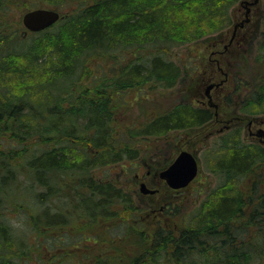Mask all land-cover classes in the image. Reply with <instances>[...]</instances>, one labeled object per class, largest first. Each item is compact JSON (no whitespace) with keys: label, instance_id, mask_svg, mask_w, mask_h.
Instances as JSON below:
<instances>
[{"label":"trees","instance_id":"trees-1","mask_svg":"<svg viewBox=\"0 0 264 264\" xmlns=\"http://www.w3.org/2000/svg\"><path fill=\"white\" fill-rule=\"evenodd\" d=\"M45 1L76 4L17 43L6 21L16 1L0 0V133L9 131L16 143L33 142L13 161L0 154V208L4 193L24 180L38 204L47 202L33 214V228L46 234L54 225L83 220L93 238L82 236L67 247L81 248L85 240L98 241V224L117 219L121 225L135 209L129 194L94 179L90 169L135 158L138 137L198 127L213 117L210 108L180 100L126 133L117 129L114 114L120 92L174 87L182 70L167 52L229 26L239 0ZM241 44L219 55L230 72L238 69L230 58ZM258 50L264 57V16ZM92 59L99 73L77 91L76 72ZM257 59L250 79L231 72L235 89H246L239 109L249 115L264 113V60ZM202 157L216 185L183 227L159 228L138 244L153 255L162 252L164 264H264V144L243 141L236 127L204 148ZM22 243L0 215V262L13 261ZM139 258L130 264H155Z\"/></svg>","mask_w":264,"mask_h":264},{"label":"rangeland","instance_id":"rangeland-1","mask_svg":"<svg viewBox=\"0 0 264 264\" xmlns=\"http://www.w3.org/2000/svg\"><path fill=\"white\" fill-rule=\"evenodd\" d=\"M15 1V5L6 16V21L9 22L8 26L13 32L9 37L13 36L15 38L13 41L17 43H22V39L30 38L34 33L23 34L25 27L22 24V15L27 9L53 7L63 14L69 12L76 4L67 1L53 6L45 0ZM244 9L243 4H235L230 10L229 26L190 43L173 46L167 52L166 57L176 62L182 70L174 87L129 88L120 92L121 101L113 103L117 129L121 127L126 133L129 128L169 110L180 100L192 101L193 104L208 107L213 112L212 119L201 126L172 130L161 136L138 137L137 143L133 146L136 150L135 158H125L89 170L94 179L102 183L112 182L131 196L135 205L132 216L126 218L121 225L118 224L117 219L98 224L94 228L97 242L85 240L87 246L67 248L78 243L77 240H81L82 236H91L93 232H88L86 225L82 223L83 220H76L70 225H54L51 231H46V234L40 232L42 228L40 230L33 228L31 224L34 220L33 214L42 210L47 202L38 204L32 193L24 189L27 182L23 180L19 186H15L14 189L10 186L9 191L4 193L6 200L0 208L1 218L10 224L15 236L23 240L20 249L15 252V258L7 264H101L107 260V264H130L136 257H143L139 258L140 260L150 259L155 264H164L165 257L162 252H158L157 255L149 251L145 252L144 245H139L138 242L144 238V241L148 242L147 239L159 228L174 231L183 227L208 190L216 185L218 181L216 175L206 171L204 167L202 150L212 145L222 134L236 127H241L243 141L264 144L263 140L256 135H250L247 130V123L251 120L252 131H264V113L249 115L240 111L239 99L246 89L243 86L238 90L235 89V80L231 73L237 71L235 72L237 76L250 79L257 69V57L264 60L258 50L263 30L264 0H260L252 8L250 22L243 29L247 35L236 55L230 58L238 69L231 68L230 72L229 67L222 61L218 67L214 57L218 59L219 57L212 54V50H222L224 44L228 43L233 25L240 20ZM94 60H91L93 63H87L83 69L77 70L76 75L80 78L74 80V87L79 85L89 88L92 85L93 76L98 72ZM225 72L226 81L211 90L213 100L218 103V108H215L207 103L204 90L209 82L224 78ZM228 122L230 127L226 129L225 124ZM32 143L31 140L16 143L11 139V133L3 130L0 133V154L13 161L12 156H18V152L21 153L24 149H31ZM181 150H188L195 155L198 161V173L187 186L173 189L159 177V172ZM141 181H145L150 188H157V192L141 193L139 190ZM92 238L93 236L90 237ZM253 264H263V262L256 260Z\"/></svg>","mask_w":264,"mask_h":264},{"label":"water","instance_id":"water-1","mask_svg":"<svg viewBox=\"0 0 264 264\" xmlns=\"http://www.w3.org/2000/svg\"><path fill=\"white\" fill-rule=\"evenodd\" d=\"M243 2L246 1H242V3ZM256 2L257 0H253L252 3ZM61 16V13L54 8H33L23 13L22 24L26 31L38 32L55 24ZM243 21L244 20H241L240 22L235 23L233 25V30L235 31L238 26H242ZM213 86L214 84L212 83L208 84L205 88V92L208 93ZM207 96L211 102L209 94H207ZM210 104L217 108V105ZM216 113L217 112L215 111V114ZM197 173L198 161L195 155L188 150H181L175 158L159 172V177L166 182L168 187L180 189L187 186L196 177ZM139 190L143 194H153L157 191L154 188L148 187L144 181L140 182Z\"/></svg>","mask_w":264,"mask_h":264},{"label":"flooded vegetation","instance_id":"flooded-vegetation-1","mask_svg":"<svg viewBox=\"0 0 264 264\" xmlns=\"http://www.w3.org/2000/svg\"><path fill=\"white\" fill-rule=\"evenodd\" d=\"M242 1H246V2H243L242 3ZM259 1L260 0H257V2L256 3H252L253 2V0H239L238 1V3H240V4H243V6L245 7V9H244V11H243V15H242V17L240 18V20H238V22H240L241 20H244L243 21V25L242 26H238L237 27V29L234 31V30H232V33H231V36H230V39H229V41H228V43L227 44H224V48L222 49V50H218V49H214V50H212V54H214V55H218V57H219V55H221V54H223V52H224V50L225 49H227L228 47H229V45H231V44H236L237 46L238 45H240L242 42H243V39H244V37H246V31H243V29H244V27L246 26V24H248L249 22H250V14H251V12H252V8L255 6V5H257L258 3H259ZM245 18H248V19H245ZM238 36V37H237ZM214 60L216 61V64L218 65V67H219V63H220V61H219V59L217 58V57H214ZM225 76H224V78H221V79H219V80H217V81H211V82H209L208 84H210V83H212V84H214V86L208 91V93H206L205 92V90H204V93H205V96L207 97V103L210 105V106H213V105H211L210 103H212V104H215V105H217V108H218V103L217 102H215L214 100H213V96H212V93H211V90L213 89V88H218L219 86H221L225 81H226V79H227V73L225 72V73H223ZM207 84V85H208ZM218 84V85H217ZM206 88V87H205ZM207 94H209V96H210V98H211V102L209 101V98H208V96H207ZM214 107V106H213ZM215 114V113H214ZM216 115V114H215ZM231 121V120H230ZM229 121V122H230ZM229 122H228V124H225V126H226V129L227 128H229L230 126H229ZM251 124H252V121L251 120H249L248 121V123H247V130L249 131V133H250V135H256V136H258L259 138H260V140H263V142H264V131H262V130H258V131H252V129H251ZM157 192V191H156ZM155 192V193H156ZM154 194V193H153Z\"/></svg>","mask_w":264,"mask_h":264}]
</instances>
